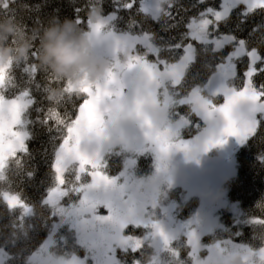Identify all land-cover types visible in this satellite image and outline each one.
I'll return each mask as SVG.
<instances>
[{"label":"snow or ice","instance_id":"snow-or-ice-1","mask_svg":"<svg viewBox=\"0 0 264 264\" xmlns=\"http://www.w3.org/2000/svg\"><path fill=\"white\" fill-rule=\"evenodd\" d=\"M97 5L102 14L93 20L88 12ZM192 6L203 10L185 20L177 19L187 12L179 0H111L107 12L105 0L73 4V20L96 54L112 61L94 83L55 77L41 66L36 44L22 59L0 60V204L9 214L0 227V264H234L237 258L264 264V247L254 250L231 239L205 245L199 218L169 229L154 211L161 184L170 180L172 151L192 158L202 141L207 151L231 136L241 143L264 140L257 135L264 132V19L241 37L250 19L264 17V0H219L216 6L197 0ZM19 7L17 0H0V21L34 31L53 20L36 17L29 29ZM22 7L38 12L41 5ZM148 21L176 35H160L146 27ZM209 53L213 60L203 67L211 74L196 83L190 69ZM53 86L62 89L60 95H50ZM217 96L222 104L213 103ZM45 101L51 106L42 107ZM180 107L188 112L180 114ZM193 117L208 126L195 140H183L181 130L194 124ZM37 126L48 136V172L42 194L31 202L13 190V178H34L26 165ZM149 150L157 172L137 178V157ZM112 160L121 162L118 175H108ZM247 223L264 230V219L250 216ZM130 227L142 234H130ZM41 231L46 236L33 251ZM180 249L188 259H181Z\"/></svg>","mask_w":264,"mask_h":264},{"label":"trees","instance_id":"trees-1","mask_svg":"<svg viewBox=\"0 0 264 264\" xmlns=\"http://www.w3.org/2000/svg\"><path fill=\"white\" fill-rule=\"evenodd\" d=\"M219 0H209L211 6H216ZM84 0H17L19 7V16L23 18V22L27 24L31 29L36 25L33 24V19L39 17L41 21L52 17L55 18V13L58 10V17L60 19L72 18L73 19V4L82 6ZM111 0H105V11H109L108 7ZM197 0H179V4L183 5L187 9V12L180 11L177 15V19L192 17L202 11V6L193 7ZM28 5L33 8L35 5H41L40 10L29 11L22 6ZM87 15V13H82ZM264 17L256 15L250 19L245 25V31L241 34V37L247 36L248 31L256 24H259ZM119 28L124 29L126 24L121 22ZM146 27H150L154 32L160 35H176L175 32L165 34L160 32V24L153 21H148ZM183 28H181V31ZM230 47H226L224 52L230 51ZM149 59H155L153 56H149ZM207 61L211 63L213 57L209 53L206 57H201V60L190 69L189 78L192 75H197L196 83L202 82L208 75L211 74V68L203 67V62ZM17 75H19L17 73ZM239 84V82H237ZM37 99H43V97L37 93ZM217 100V99H216ZM217 102V101H216ZM42 107H49L47 101L44 102ZM63 110V106H62ZM69 111L71 107L69 106ZM180 113L184 114L188 112V108L182 107L177 109ZM32 118H35L33 113ZM195 122L201 118L193 117ZM195 122L193 125L181 130V139L183 140H195L201 132L202 128L196 127ZM193 127L192 133L190 129ZM37 135L34 139L29 141V149L32 152V158L26 167L35 170L33 179H28L24 175H19L13 178V190L18 192L28 201L35 202L37 198L43 192V184L45 181L48 166L45 160L44 150L49 147L48 136L38 126L35 129ZM258 136L264 135L258 129ZM234 140V161L235 171L229 176L225 182H223V188L225 191L224 200L218 206V225L211 229L206 237H203V243L205 245L210 244L215 239L229 240L235 244H246L253 247L254 250H258L260 247H264V242L260 239L261 235H264V230H261L259 226L255 229L247 223L248 218L254 217L264 219V140L249 139L244 143H241L239 138L233 137ZM151 150L145 153V155H138L137 163L132 169L133 174L137 178H147L154 175L155 163ZM108 175H118L122 170L120 160H112L109 162ZM167 183L161 184V197L158 200L157 207L154 209L157 218L161 221H168V226L171 229L179 228V224L185 220H188L190 216L196 212L198 205V198L195 195L189 194L186 196V189L179 184H173L172 180L166 179ZM197 194V193H196ZM101 214H106L103 208L100 209ZM9 214L6 207L0 204V227L8 223ZM173 223V226H172ZM133 235H141L142 229L126 230ZM240 233V235H235ZM46 236V232L41 231L36 235V239L33 241V248L39 246V242ZM176 242H174L175 246ZM181 259H188L187 250L180 249ZM83 253L81 252V255ZM150 254V253H149ZM118 255H120L118 253ZM203 256V252L201 253ZM136 258H139L137 255ZM127 259L131 260V257Z\"/></svg>","mask_w":264,"mask_h":264},{"label":"clouds","instance_id":"clouds-1","mask_svg":"<svg viewBox=\"0 0 264 264\" xmlns=\"http://www.w3.org/2000/svg\"><path fill=\"white\" fill-rule=\"evenodd\" d=\"M101 14L99 5L88 12L93 20ZM34 44L40 49L41 66L55 77L73 83L85 79L93 83L102 80L112 63L110 58L96 54L88 35L72 18H53L34 31L0 21V60L22 59ZM61 92L60 87L53 86L50 95L58 96ZM234 264H243V260L237 258Z\"/></svg>","mask_w":264,"mask_h":264},{"label":"rangeland","instance_id":"rangeland-1","mask_svg":"<svg viewBox=\"0 0 264 264\" xmlns=\"http://www.w3.org/2000/svg\"><path fill=\"white\" fill-rule=\"evenodd\" d=\"M202 124L204 127L199 135L208 126L205 121ZM233 137L236 136L228 137L226 143L217 144L207 151L203 150L202 141L201 151L192 158L183 150H174L169 154L167 176L173 184H179L186 189L187 197L191 194L198 198L195 214L181 222L179 226L199 218L202 243L203 237H206L207 233L219 223L217 208L225 196L223 182L235 171ZM152 152L155 154L154 151ZM156 172L155 166L154 175ZM163 183H167V180L165 179ZM163 222L167 228H172L168 226V221ZM202 252L203 256L207 255L206 250Z\"/></svg>","mask_w":264,"mask_h":264},{"label":"flooded vegetation","instance_id":"flooded-vegetation-1","mask_svg":"<svg viewBox=\"0 0 264 264\" xmlns=\"http://www.w3.org/2000/svg\"><path fill=\"white\" fill-rule=\"evenodd\" d=\"M217 99V100H216ZM217 101V102H216ZM224 102V99H223V97L222 96H217V97H215V98H213V103H215V104H217V105H219V104H222ZM180 108H182V107H180ZM187 108V107H186ZM180 114H182V113H180ZM202 119V118H201ZM203 119H202V121L200 120V119H198L195 123H199V125L201 126V128H203L204 127V125L202 124L203 123ZM193 127L194 126H192V128L190 129V131H191V133H192V130H193ZM200 128V127H199ZM187 141H191V140H188V139H186ZM152 152V151H151ZM152 156H153V158H154V163H155V166H156V168H157V162H156V154H154L153 152H152ZM143 155H145V153L143 154Z\"/></svg>","mask_w":264,"mask_h":264}]
</instances>
